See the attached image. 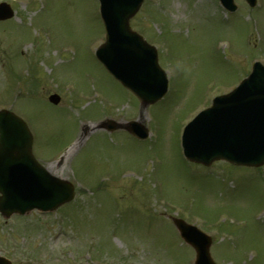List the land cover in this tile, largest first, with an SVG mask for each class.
<instances>
[{"label":"rangeland","instance_id":"1","mask_svg":"<svg viewBox=\"0 0 264 264\" xmlns=\"http://www.w3.org/2000/svg\"><path fill=\"white\" fill-rule=\"evenodd\" d=\"M6 1L15 17L0 20V108L26 120L35 157L76 194L49 216H0V254L16 264H193L172 215L213 237L216 262L264 264V165L204 167L180 154L185 122L264 59V0L232 13L217 0H144L130 24L169 78L143 114L146 141L95 128L141 113L94 55L104 40L97 0ZM54 92L60 106L48 103Z\"/></svg>","mask_w":264,"mask_h":264},{"label":"water","instance_id":"2","mask_svg":"<svg viewBox=\"0 0 264 264\" xmlns=\"http://www.w3.org/2000/svg\"><path fill=\"white\" fill-rule=\"evenodd\" d=\"M106 41L97 57L140 99L142 106L159 99L166 91L165 74L156 51L129 26V19L142 0H99ZM233 9L232 0H221ZM250 5L255 0H247ZM12 16L0 5V19ZM55 100V98H52ZM127 129L140 138L148 132L138 123ZM184 153L193 161L209 164L225 158L242 164L264 161V68L255 64L248 79L232 93L214 99L185 127ZM72 185L50 175L31 155V137L25 124L13 113L0 110V212L4 216L32 208L52 210L70 200ZM181 235L196 249L195 264H214L209 255L211 238L181 219H174ZM0 264H9L0 258Z\"/></svg>","mask_w":264,"mask_h":264}]
</instances>
